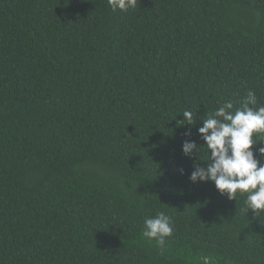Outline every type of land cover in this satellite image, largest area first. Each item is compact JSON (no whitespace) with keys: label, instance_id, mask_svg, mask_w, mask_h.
Segmentation results:
<instances>
[{"label":"trees","instance_id":"trees-1","mask_svg":"<svg viewBox=\"0 0 264 264\" xmlns=\"http://www.w3.org/2000/svg\"><path fill=\"white\" fill-rule=\"evenodd\" d=\"M249 90L264 106V0H0V264H264V214L181 151Z\"/></svg>","mask_w":264,"mask_h":264},{"label":"clouds","instance_id":"clouds-1","mask_svg":"<svg viewBox=\"0 0 264 264\" xmlns=\"http://www.w3.org/2000/svg\"><path fill=\"white\" fill-rule=\"evenodd\" d=\"M113 12L128 11L137 7V0H107ZM254 91L249 90L241 100V107L233 111L234 105L228 101L210 112L197 129L200 139H184L181 151L186 157L193 158V171L188 176L192 183L212 182L216 189L227 195L229 200L236 199L237 193L246 194L244 211L251 210L254 217L264 214V146L254 149L264 142V106L258 108ZM185 121L179 125L193 126L196 120L189 110L180 112ZM191 127L186 128L185 137H191ZM254 136L256 137L254 139ZM207 150L206 159H199L200 147ZM259 156V159L257 158ZM198 161H204L201 166ZM181 175L183 168H178ZM174 231L172 217L159 211L154 217L144 219L142 236L155 241L161 253L166 248V240ZM202 264H212L210 257H202Z\"/></svg>","mask_w":264,"mask_h":264}]
</instances>
